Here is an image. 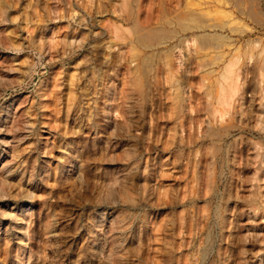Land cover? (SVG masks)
<instances>
[{"label":"rangeland","instance_id":"obj_1","mask_svg":"<svg viewBox=\"0 0 264 264\" xmlns=\"http://www.w3.org/2000/svg\"><path fill=\"white\" fill-rule=\"evenodd\" d=\"M93 1L0 0V264H264V0Z\"/></svg>","mask_w":264,"mask_h":264},{"label":"bare ground","instance_id":"obj_2","mask_svg":"<svg viewBox=\"0 0 264 264\" xmlns=\"http://www.w3.org/2000/svg\"><path fill=\"white\" fill-rule=\"evenodd\" d=\"M170 3V0H161L160 5H161V11L162 15H165L167 12V5ZM93 11L97 14L100 15L105 12L104 5L102 3V0H94L91 5ZM121 14H119L120 17H131L133 16L134 12L133 9L130 8V6H126L123 10L120 9ZM145 38V33H141L138 35L137 39L142 40Z\"/></svg>","mask_w":264,"mask_h":264}]
</instances>
